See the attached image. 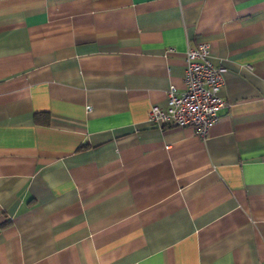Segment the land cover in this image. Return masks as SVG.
I'll use <instances>...</instances> for the list:
<instances>
[{"label":"crops","instance_id":"1","mask_svg":"<svg viewBox=\"0 0 264 264\" xmlns=\"http://www.w3.org/2000/svg\"><path fill=\"white\" fill-rule=\"evenodd\" d=\"M201 43L219 120L149 123ZM0 264H264V0H0Z\"/></svg>","mask_w":264,"mask_h":264},{"label":"built area","instance_id":"2","mask_svg":"<svg viewBox=\"0 0 264 264\" xmlns=\"http://www.w3.org/2000/svg\"><path fill=\"white\" fill-rule=\"evenodd\" d=\"M211 47L207 43L187 49L185 54L184 90L167 92L164 107L152 106L147 121L161 129L189 128L204 138L218 120V110L224 106L219 97L223 85V68L210 61Z\"/></svg>","mask_w":264,"mask_h":264},{"label":"trees","instance_id":"3","mask_svg":"<svg viewBox=\"0 0 264 264\" xmlns=\"http://www.w3.org/2000/svg\"><path fill=\"white\" fill-rule=\"evenodd\" d=\"M35 120H36L37 123L39 122V119H38L37 116L35 117ZM45 125H47V124H45Z\"/></svg>","mask_w":264,"mask_h":264}]
</instances>
